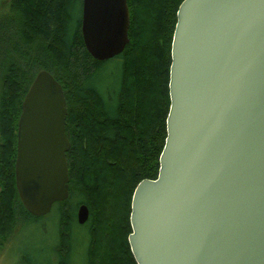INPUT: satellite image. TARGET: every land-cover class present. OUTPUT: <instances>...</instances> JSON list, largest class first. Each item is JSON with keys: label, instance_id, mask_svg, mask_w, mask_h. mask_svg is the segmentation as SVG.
<instances>
[{"label": "water", "instance_id": "obj_1", "mask_svg": "<svg viewBox=\"0 0 264 264\" xmlns=\"http://www.w3.org/2000/svg\"><path fill=\"white\" fill-rule=\"evenodd\" d=\"M129 26L127 0H82L93 59L121 54ZM168 89L158 176L131 198L136 264H264V0H183ZM66 115L61 85L38 72L22 101L14 165L19 200L36 217L68 197ZM88 216L79 206L77 223Z\"/></svg>", "mask_w": 264, "mask_h": 264}, {"label": "trees", "instance_id": "obj_2", "mask_svg": "<svg viewBox=\"0 0 264 264\" xmlns=\"http://www.w3.org/2000/svg\"><path fill=\"white\" fill-rule=\"evenodd\" d=\"M152 1L127 0L129 43L106 61L93 59L84 46L82 0L1 5L0 247L56 216L53 235L29 243L16 264H136L128 243L131 198L139 182L158 176L171 43L183 0ZM109 64L117 78L101 88L94 77ZM42 70L61 85L66 101L69 182L67 199L36 217L19 200L14 165L22 101ZM81 205L89 211L83 225L76 220Z\"/></svg>", "mask_w": 264, "mask_h": 264}, {"label": "rangeland", "instance_id": "obj_3", "mask_svg": "<svg viewBox=\"0 0 264 264\" xmlns=\"http://www.w3.org/2000/svg\"><path fill=\"white\" fill-rule=\"evenodd\" d=\"M152 4L155 5V0L152 1ZM145 13L147 15V11ZM116 72L117 69H115L112 64H109L95 75L94 82H97L98 86L104 88L110 83L115 82L117 78ZM55 220L56 216L52 215L49 219L38 221L33 229L27 230L20 238H15L13 242L11 239H8L3 246L0 247V264H16L15 261L18 254L23 248L28 246L29 243L33 244L36 242L35 244H38L42 236L48 234L53 235L56 225Z\"/></svg>", "mask_w": 264, "mask_h": 264}]
</instances>
